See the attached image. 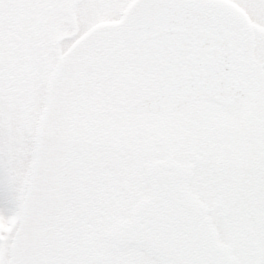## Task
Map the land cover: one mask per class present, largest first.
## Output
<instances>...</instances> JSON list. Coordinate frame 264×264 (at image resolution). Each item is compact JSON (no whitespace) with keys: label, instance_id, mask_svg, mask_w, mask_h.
Returning a JSON list of instances; mask_svg holds the SVG:
<instances>
[{"label":"snow or ice","instance_id":"1","mask_svg":"<svg viewBox=\"0 0 264 264\" xmlns=\"http://www.w3.org/2000/svg\"><path fill=\"white\" fill-rule=\"evenodd\" d=\"M0 264H264V0H0Z\"/></svg>","mask_w":264,"mask_h":264}]
</instances>
